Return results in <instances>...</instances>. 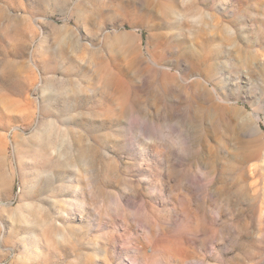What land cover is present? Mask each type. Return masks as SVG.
<instances>
[{"label":"rangeland","instance_id":"374dc122","mask_svg":"<svg viewBox=\"0 0 264 264\" xmlns=\"http://www.w3.org/2000/svg\"><path fill=\"white\" fill-rule=\"evenodd\" d=\"M0 264H264V0H0Z\"/></svg>","mask_w":264,"mask_h":264}]
</instances>
